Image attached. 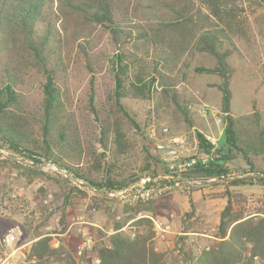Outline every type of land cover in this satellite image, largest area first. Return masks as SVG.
<instances>
[{
	"label": "rangeland",
	"instance_id": "374dc122",
	"mask_svg": "<svg viewBox=\"0 0 264 264\" xmlns=\"http://www.w3.org/2000/svg\"><path fill=\"white\" fill-rule=\"evenodd\" d=\"M147 1L123 0L119 6L120 14H124L121 27L126 32L132 31L133 36L136 30L131 25L146 23L141 4ZM149 1L182 5V0ZM189 1L195 7L202 6V0ZM229 2L236 13L232 27L234 34L229 40L221 39L217 48L220 51L229 50L226 61L233 70L229 84L232 93L230 114L236 119L238 144L244 152H237L236 158L228 166L231 171H238L235 175L247 174L248 163L253 172H264V1ZM44 7L47 18L60 28L58 1L47 0ZM85 33L89 37L91 53L101 52L96 56V72H89L83 53L74 44L64 53V66L58 72L57 80L84 151L81 159L72 158L71 164L85 173L89 172L97 181L107 175L125 181L137 176L142 178L126 190L109 193L121 199L115 205L108 199L110 202L98 200L102 197L72 182L56 169L44 167L39 170L43 173L37 175L3 162L2 159L6 158L0 155V236L16 227L20 229V234L11 244H0V264H34L28 258V253L32 242L40 237H49L52 248L62 246L80 264H99L96 250L108 243L109 235L117 226L122 225L121 231L128 237H133L135 232H145L142 226L134 223L135 219L141 217H149L153 223L155 249L164 254L161 264H184L182 251L197 255L215 241L219 215L226 203V199L218 194L225 188L220 183L200 186L199 182H183L188 189L166 191L167 187H156L153 189L159 192L154 194L150 192L152 189L144 187V183L151 176H155L151 180L156 185L165 178V168L171 162L167 147L175 137H188L192 146L195 131H200L207 140V137L215 139L211 143L216 145L221 130L225 128L218 90L221 78L217 74L195 71L196 67H215L216 60L206 52L196 51L184 58V68L181 57V64L174 74L177 102L189 111L194 130L182 121L180 110L169 98L161 100L158 111L155 109L159 101L156 94L145 99L122 98L120 103L124 111L117 113L122 133L119 143L121 152L118 155L114 151L116 145L112 134L108 136L106 146H103L105 140L100 123L91 109V96L94 91V104L100 106L113 94L115 70L112 61L116 53L125 54V60L130 63L133 53L142 55L143 52H136L129 41L115 45L111 36L100 32L99 27L88 26ZM149 50L154 52L152 46ZM133 66H130L129 74ZM42 84V76L34 70L22 76L17 91L25 108L39 106ZM202 106L207 107L208 113H201ZM217 117L223 119V127L215 124ZM165 127L167 132L162 131ZM209 127L213 130H209ZM198 152L194 149L191 153L199 155ZM96 160L101 163L99 172L94 170ZM110 163L112 167H108ZM57 174L71 183H66ZM73 186L78 190L70 192ZM230 189L246 195L251 209L262 208L263 191L259 185L232 186ZM190 198L193 213L186 216L185 213L191 210ZM151 207L152 211L149 210ZM32 237L38 238L24 243ZM182 237L183 244L180 240ZM88 239L90 242H87ZM79 245L83 246L81 253L78 252ZM47 264L57 263L50 260Z\"/></svg>",
	"mask_w": 264,
	"mask_h": 264
},
{
	"label": "trees",
	"instance_id": "16d2710c",
	"mask_svg": "<svg viewBox=\"0 0 264 264\" xmlns=\"http://www.w3.org/2000/svg\"><path fill=\"white\" fill-rule=\"evenodd\" d=\"M46 1L0 0V150L34 164H39L40 158L48 160L78 180L108 194L126 190L140 181L141 176L125 181L110 175L97 181L89 172L85 173L71 164V159L80 160L84 151L77 128L67 112L64 94L57 84L58 72L64 66L65 51L74 44L83 53L89 72H96V56L101 52L91 53L89 37L85 33L86 28L91 26L108 33L115 45L129 41L136 52H143L142 55L133 53L130 63L125 60V54L116 53L112 61L115 70L113 94L100 106L94 104L92 92L91 109L100 123L105 140L103 146H106L108 136L112 134L111 138L116 145L114 151L118 155L121 152L119 143L122 133L117 113L119 110L124 111L120 103L124 97L145 99L156 94L159 98L156 111L161 107V100L169 98L180 110L182 121L187 127H194L189 111L177 102L174 74L181 64V57L184 68L186 56H192L196 51L206 52L215 58L216 66L196 67L195 71L217 74L221 78L218 90L221 94V111L225 115V128L221 137L214 145L203 133L195 131L198 149L206 155V160H197L190 169L180 171L179 175L176 167V172H171L167 166L164 172L172 177H165L156 185L152 183L155 176H151L152 180L146 181L144 187H171L179 182H199L202 185L238 173L231 171L228 166L236 158L237 152H244L238 144L236 119L230 114L232 93L229 84L233 70L226 61L229 50L220 51L217 48L221 39L229 40L234 34L232 27L236 13L230 0H202V6L197 7L189 0H182V5L148 0L141 4L146 23L131 25L136 30L135 36L132 31L126 32L121 27L124 14H120L119 6L123 0H57L60 28L45 15ZM150 46L154 52H150ZM133 64L134 69L129 74ZM29 70L36 71L43 78L42 101L39 106L31 109L24 107L17 91L22 76ZM2 161L37 175L43 173L10 159ZM248 166L249 172H253L250 163ZM100 169L101 163L96 160L94 170L99 172ZM57 176L71 183L67 178L59 174ZM220 184L225 189L218 196L225 198L226 203L219 215L215 241L197 255L182 251L183 263L264 264V177L237 179ZM254 184L259 185L263 191L262 208L258 209L248 206L246 195L230 189L232 186ZM73 190L78 189L73 186L69 191ZM98 200L110 202L102 198ZM111 203L118 204L116 201ZM189 204L191 210L185 213L186 216H192L193 213L191 198ZM152 208L149 210L152 211ZM134 223L138 227L142 226L145 232H135L133 237H128L122 233V225L117 226L109 235L108 243L96 250L99 264L162 263L164 254L155 249L151 219L141 217L135 219ZM35 238L38 237L27 239L24 243ZM49 240V237H40L32 242L28 258L34 264H47L50 260L57 264H80L62 246L52 248ZM180 240L183 244V237Z\"/></svg>",
	"mask_w": 264,
	"mask_h": 264
},
{
	"label": "built area",
	"instance_id": "2783aa9c",
	"mask_svg": "<svg viewBox=\"0 0 264 264\" xmlns=\"http://www.w3.org/2000/svg\"><path fill=\"white\" fill-rule=\"evenodd\" d=\"M201 113H208V109L205 106H202L200 109ZM215 124L218 125L219 127H223L224 126V121L221 117H217L215 118ZM223 130V129H222ZM221 130V132H222ZM163 132H167L168 129L162 128ZM220 132V133H221ZM208 140H212L214 141V139L207 137ZM193 142V145L191 146L189 138L186 136H177L175 137L172 141L171 144L167 147V154L169 155L171 162L168 164L169 169L174 172L177 171V174L179 175L180 171H186L188 169H190L197 160H201L202 162H204L206 160V155L203 154L199 149H198V145H197V140L196 137L193 138V141H191V143ZM199 151L198 153H200L199 155L196 154H192L191 152L193 150ZM176 161H179L181 163H176ZM175 167L177 168V170L175 171ZM166 178L172 177V176H165ZM179 177V176H177ZM143 182H145V179H143ZM179 184V183H176ZM20 234V229L18 227H16L13 231L4 233L2 236H0V244L1 245H9L11 244L16 238L17 236ZM87 242H90V239L87 240ZM85 245V244H84ZM82 245L78 246V252L81 253L82 252Z\"/></svg>",
	"mask_w": 264,
	"mask_h": 264
},
{
	"label": "water",
	"instance_id": "95a60500",
	"mask_svg": "<svg viewBox=\"0 0 264 264\" xmlns=\"http://www.w3.org/2000/svg\"><path fill=\"white\" fill-rule=\"evenodd\" d=\"M0 155L3 156L6 159H10L12 161L19 162L21 164L33 167V168L38 169V170H41L44 167L56 169L58 173L63 174L65 177L70 179L72 182L78 184L79 186H81L83 188H86V189L94 192L96 195H99L102 198H105V199H108V200H111V201H116V202L121 200L119 197H116V196L110 195L108 193L102 192V190L94 188L91 185L87 184L86 182H82L81 180H78L72 174L66 172L65 170L60 168L57 164L52 163V162H50L48 160L41 161L39 164H34V163L28 162V161H26V160H24L22 158L8 155V154H6V153H4L2 151H0ZM260 177H264V172L256 171V172H250V173H247V174L231 175V176H227L225 178L213 179V180H210V181H208L205 184H202L200 186L213 185V184L224 183V182H231V181L237 180V179H257V178H260ZM183 188H187L188 189V187H186V185L184 183H179V184H176L174 186L167 187L166 191H175V190H179V189H183ZM150 192L155 194V193H158L159 190L158 189H152V190H150Z\"/></svg>",
	"mask_w": 264,
	"mask_h": 264
},
{
	"label": "crops",
	"instance_id": "0c3cea01",
	"mask_svg": "<svg viewBox=\"0 0 264 264\" xmlns=\"http://www.w3.org/2000/svg\"><path fill=\"white\" fill-rule=\"evenodd\" d=\"M233 116V115H232ZM192 130H194L195 129V126L194 127H192L191 128ZM199 130V129H198ZM209 130H213V128L212 129H210V127H209ZM221 134H222V132L220 133V136H221ZM220 136L217 138V139H219L220 138ZM210 142H215V139H214V141H212V140H210Z\"/></svg>",
	"mask_w": 264,
	"mask_h": 264
}]
</instances>
